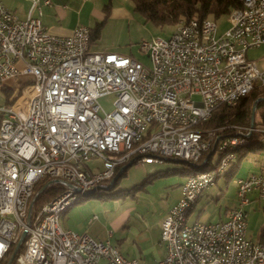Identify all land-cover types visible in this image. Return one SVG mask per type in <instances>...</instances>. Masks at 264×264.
<instances>
[{
    "label": "built area",
    "instance_id": "1",
    "mask_svg": "<svg viewBox=\"0 0 264 264\" xmlns=\"http://www.w3.org/2000/svg\"><path fill=\"white\" fill-rule=\"evenodd\" d=\"M241 1L219 34L216 21L203 18L179 21L168 38L141 40L147 62L89 50L83 24L66 36L50 34L40 11L51 0H29L24 18L0 1V86L10 90L0 104V261L8 264L18 245L10 264H139L108 239L62 227L60 217L107 188L117 166L172 158L212 166L181 183L162 219L164 255L151 264H264V241L247 236L244 209L249 192L264 199V166L236 177V203L225 219L187 220L252 133L264 139V124L254 119L203 124L219 104L233 105L264 84V68L246 54L264 43V0ZM109 94L107 110L99 99ZM92 158L100 160L95 171ZM50 187L56 194L36 203Z\"/></svg>",
    "mask_w": 264,
    "mask_h": 264
},
{
    "label": "rangeland",
    "instance_id": "2",
    "mask_svg": "<svg viewBox=\"0 0 264 264\" xmlns=\"http://www.w3.org/2000/svg\"><path fill=\"white\" fill-rule=\"evenodd\" d=\"M114 5L122 7L126 10V14L119 17L110 16L107 18L101 27L99 37L94 43L90 45L91 51L99 52H117L126 54L127 56H133L134 58L140 59L141 61L147 62L145 54L139 50V43L143 39H149L151 37L160 36L168 38L171 32L174 31L175 25H166L162 28L157 27L151 21H148L144 16L134 10V6L131 0H113ZM227 16H221L216 19L217 33L224 30L229 22ZM97 21V20H96ZM101 21V20H100ZM95 22V21H93ZM91 23L90 26H94L95 23ZM247 57L256 62L259 68H264V43L259 46L250 47L246 51ZM4 88L0 86V104L7 102V96ZM9 90V89H8ZM114 99L113 94L105 95L100 97V102L105 109L111 108V103ZM258 113H254V120L258 122ZM264 143V139H262ZM259 156L264 157V153ZM259 157L248 155L236 172L235 176L230 177L227 180L224 176H219L217 182L213 186H209L207 189L214 190L213 198L206 197L198 201L194 213L198 210L200 212L199 218L202 219L208 215L210 222L218 221V208L220 202L214 198L221 192L223 194L232 195L235 194V180L239 175H243L250 170H253L256 160ZM218 159V152L215 151L212 154L211 161L216 162ZM100 160L98 158H92L88 161L89 165H97ZM254 163V166H252ZM127 164V163H126ZM186 164L174 160L166 159L161 163H149L142 164L140 162H134L129 165L124 175L117 179L114 185L115 190L130 189L131 194L125 198L112 200V199H99L90 197V199L102 201L106 207L115 208L116 205L131 206L129 209V216L123 217L120 215L118 220L109 221L106 219L105 222H99L95 227L97 228L98 235H95V239H110L112 243H118L121 251L125 255L139 257L142 264L151 262L156 251L160 250L161 247L158 242L151 240L148 237L154 233L158 225L160 213L165 209L169 202L168 192L177 188L178 184L183 179V175L180 172ZM158 170H170L168 173L159 174L146 181L149 174ZM207 189H204L206 191ZM202 191V192H204ZM252 193H250L251 196ZM264 200H261V206ZM130 204V205H128ZM123 220V221H121ZM147 231V232H146ZM100 234V235H99ZM144 236L147 237L144 240Z\"/></svg>",
    "mask_w": 264,
    "mask_h": 264
},
{
    "label": "crops",
    "instance_id": "3",
    "mask_svg": "<svg viewBox=\"0 0 264 264\" xmlns=\"http://www.w3.org/2000/svg\"><path fill=\"white\" fill-rule=\"evenodd\" d=\"M0 1L5 6L10 8L13 11V13H15L19 18H24L26 16L27 14L26 12L28 11L30 4L29 0H0ZM108 1L109 0H51L50 5L42 6V10L40 11L41 12L40 19L42 25L45 26V28L50 34L66 36L71 34L73 29L77 25L83 24L88 27H93L90 26V24L93 21L100 22V20H102L105 17V10H103V8L108 3ZM32 13L34 15L37 14L36 10H34ZM125 14H126V10L122 9V7L114 5L113 0H111L109 14L107 18H109L110 16H114V17H119L122 15L124 16ZM260 154H251L254 157H259V159L258 158L254 159L256 160V162H255V166L254 163L252 165L254 166L253 170H250L249 172H246L243 175H239V177H244L249 173L258 172L260 168L264 166V157L259 156ZM142 164H149V163H142ZM87 165L90 168V170L95 171V169L100 167V161L98 162L97 165H89V164ZM184 179L185 176H183L182 181L176 184L177 188L167 193L168 197H170L169 198L170 200L167 206H165L166 208L163 209L160 213L158 225L156 229H154L155 232L150 234L149 235L150 237H148L153 241L156 240L160 245L161 249L156 251L155 257L151 262L144 264L154 263L164 255L165 248L163 247L164 246L163 243H161L160 241L161 224L163 221L162 219H164L166 212L170 208L169 206L174 204L179 198L180 185ZM225 179H226L225 183H227V178ZM234 191L235 194L232 195L223 194V192H221L220 194L215 196L216 198L214 199L220 202V204H218L219 205L218 217H217L218 221L225 219L228 209L231 206L235 205L236 187ZM213 193L215 192L214 190L212 191L211 189H207L206 191L201 193L195 205H193L194 207L188 211L187 214L188 222H193V221L210 222L209 219L207 218L208 215H206L202 219L199 218L203 206L201 207L200 210H198L196 214L194 213V211L196 209L198 201L202 200L205 197L206 198L209 197V195H210L209 198H213L212 195ZM250 193H252L251 196ZM248 197H249V201L246 205H244V209L246 210L247 213V216H245L247 221L246 234L251 240L259 241L260 232H261L260 229L264 227L263 202L261 206V200L264 199L258 197L256 191L249 192ZM94 198L97 199V197ZM94 198L90 199V197H88L86 199H83L71 205L67 210H65L60 217L61 226L64 228L75 230L77 232L87 233L88 235L94 238L96 237L95 235H98L97 228L95 227V225H97L99 222H105L106 219H109V221L118 220L120 218V215L122 214L123 217L129 216V209L131 206H127V204L116 205V207L114 208L112 205L111 207L108 208L104 205L102 201L100 202L98 200H94ZM206 200L208 201L209 199L207 198ZM146 239L147 237L144 236V240ZM108 240L111 242L110 239ZM112 244L117 245L119 247L118 243H112ZM125 256L129 258H135V256H130L128 254ZM136 258L138 259L137 260L138 263L142 264L139 257Z\"/></svg>",
    "mask_w": 264,
    "mask_h": 264
},
{
    "label": "trees",
    "instance_id": "4",
    "mask_svg": "<svg viewBox=\"0 0 264 264\" xmlns=\"http://www.w3.org/2000/svg\"><path fill=\"white\" fill-rule=\"evenodd\" d=\"M134 6V10L141 13L144 18L148 21H151L154 25L159 28H162L166 25H177L180 22H187L190 19L202 20L203 18H210L216 21L221 16H227L233 8H239L242 6L241 0H131ZM111 5V0L105 5L103 10H105V17L99 22H95V25L90 28V45L96 41L101 32V27L103 22L106 20L109 9ZM6 96L9 95L10 90L4 88ZM264 97V84L255 85L254 88L245 96L241 97L233 105H228L221 103L219 104L214 111H212V116L203 122L205 126H217L222 124H241L248 125L251 120L252 108L255 103L254 113H258L260 124H264V100L259 97ZM258 134H253L250 136V141L248 144L241 146L237 150L236 160L230 166V169L227 170L224 174L227 180H230V177L235 176L240 163L251 154H260L264 152V143L258 137ZM172 159V158H170ZM169 160V159H168ZM185 163L186 165L180 170L183 176H188L198 171H205L211 168V163L209 159L206 163L201 166H195L183 160L174 159ZM136 161H133V163ZM121 165L117 166V170ZM127 166L121 171L120 175L116 180L110 184L107 188L101 189L98 191H92L88 195L81 198L79 201L86 199L88 197L94 196L99 199H112L117 200L125 198L127 195L131 194L130 189H114V185L117 182V179L124 175L126 172ZM170 170H158L149 174L146 178L150 180L152 177L168 173ZM58 188L50 187L42 190L36 198V203L40 204L49 198L53 197L56 194ZM78 201V202H79ZM260 240L264 241V227L260 229ZM23 247L20 248V250ZM0 264H6V260L0 261Z\"/></svg>",
    "mask_w": 264,
    "mask_h": 264
},
{
    "label": "water",
    "instance_id": "5",
    "mask_svg": "<svg viewBox=\"0 0 264 264\" xmlns=\"http://www.w3.org/2000/svg\"><path fill=\"white\" fill-rule=\"evenodd\" d=\"M264 100V97L262 96V97H259L258 99H257V101L258 100ZM254 109H255V103H254V106H253V108H252V113H251V122L253 121V119H254ZM133 161L134 160H131V161H129L127 164H125V165H123V166H121V168H119L120 170L117 172V174L113 177V179H112V181H111V184L116 180V178L120 175V173H121V171L126 167V166H129V165H131L132 163H133ZM196 166V165H195ZM24 236H25V231H23L22 233H21V239L23 240V238H24ZM17 247H18V245L16 246V248L13 250V252H11V255L9 256V258H8V260H7V263L8 264H10L11 263V261H12V259H13V257H14V255H15V253H16V250H17Z\"/></svg>",
    "mask_w": 264,
    "mask_h": 264
}]
</instances>
